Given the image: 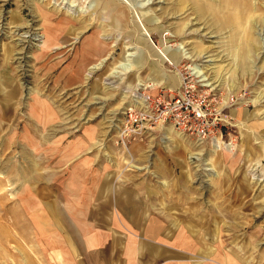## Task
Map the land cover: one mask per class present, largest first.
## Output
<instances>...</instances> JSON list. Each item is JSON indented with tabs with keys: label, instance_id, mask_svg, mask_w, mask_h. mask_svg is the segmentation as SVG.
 <instances>
[{
	"label": "rangeland",
	"instance_id": "obj_1",
	"mask_svg": "<svg viewBox=\"0 0 264 264\" xmlns=\"http://www.w3.org/2000/svg\"><path fill=\"white\" fill-rule=\"evenodd\" d=\"M74 1L0 0V264L38 257L21 201L89 130L88 155L108 150L119 183L144 182L172 221L264 264V0ZM185 78L213 99L228 149L169 125L123 132L136 95Z\"/></svg>",
	"mask_w": 264,
	"mask_h": 264
},
{
	"label": "crops",
	"instance_id": "obj_2",
	"mask_svg": "<svg viewBox=\"0 0 264 264\" xmlns=\"http://www.w3.org/2000/svg\"><path fill=\"white\" fill-rule=\"evenodd\" d=\"M80 138L60 152L56 181L21 201L40 251L26 264H247L214 229L168 218L144 182L119 183L108 150L88 155L93 131Z\"/></svg>",
	"mask_w": 264,
	"mask_h": 264
},
{
	"label": "built area",
	"instance_id": "obj_3",
	"mask_svg": "<svg viewBox=\"0 0 264 264\" xmlns=\"http://www.w3.org/2000/svg\"><path fill=\"white\" fill-rule=\"evenodd\" d=\"M214 111V101L206 91L195 88V84L186 82L185 78L176 92L169 89L157 94L143 92L136 95L132 107L125 113L127 121L123 132L134 136L147 132V125H169L182 134L190 135L200 145L210 144L216 150H225L228 144L216 129L221 113L212 118Z\"/></svg>",
	"mask_w": 264,
	"mask_h": 264
},
{
	"label": "bare ground",
	"instance_id": "obj_4",
	"mask_svg": "<svg viewBox=\"0 0 264 264\" xmlns=\"http://www.w3.org/2000/svg\"><path fill=\"white\" fill-rule=\"evenodd\" d=\"M74 1V0H73ZM99 2L101 1V0H98ZM202 1V0H201ZM75 2V1H74ZM72 4V3H71ZM70 4V5H71ZM74 4V3H73ZM68 5V4H67ZM76 6V5H75ZM65 8V7H64ZM73 8V7H72ZM81 9H83V7L81 8ZM71 11V10H70ZM67 12V11H66ZM82 13V12H81ZM69 15V14H68ZM78 15V14H77ZM73 18V17H72ZM115 18V17H114ZM189 23V22H188ZM185 26V25H184ZM181 32V31H180ZM211 34V33H210ZM264 35V34H263ZM127 49V48H126ZM182 50L179 52V50H177V52L178 53H181L180 54V57H179V59H183V58H187V57H189V55H188V52L186 51V50H184L183 48H181ZM128 50V49H127ZM176 51V50H175ZM183 51V52H182ZM128 52H131V51H128ZM177 53V54H178ZM133 54V53H132ZM135 54H136V52H135ZM255 54V53H254ZM249 55H250V53H249ZM248 55V56H249ZM131 56V54H127L126 53V55L124 56V58H125V61L123 62V63H120V65L117 67V68H120L121 69V71L124 73H126V72H131L132 70H134V68H135V66L136 65H133V63L130 61L131 59L129 58ZM208 57V56H207ZM251 57V56H250ZM248 58V57H247ZM249 60V59H248ZM208 62H211L212 60L211 59H209V60H207ZM214 61V60H213ZM101 65V63H98V64H95L94 66H91L90 67V69L91 70H93V69H96V68H98L99 66ZM196 68H198V67H196ZM193 69V68H192ZM195 69V68H194ZM200 69V68H199ZM91 70L89 71V73H88V76H90V74H91ZM117 71V70H116ZM121 71L119 70V72L117 71V72H113V73H121ZM198 73H199V71H197ZM201 72V71H200ZM109 83V82H108ZM162 83V82H161ZM110 84V83H109ZM155 84H159V83H155ZM103 85V84H102ZM139 85V84H138ZM140 85H142V84H140ZM105 86V85H104ZM103 87V86H102ZM209 164V163H208ZM135 168H138L137 166H134ZM253 170V169H252ZM251 170V171H252ZM215 171V170H214ZM255 171V170H254ZM214 173V172H213ZM256 173H257V171H256ZM253 177H255V176H252V178ZM251 183V182H250Z\"/></svg>",
	"mask_w": 264,
	"mask_h": 264
}]
</instances>
